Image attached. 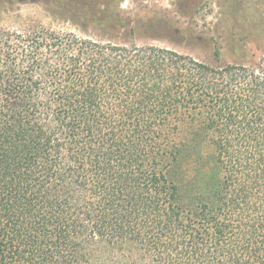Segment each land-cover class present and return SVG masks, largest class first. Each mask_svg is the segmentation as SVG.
<instances>
[{
    "label": "trees",
    "instance_id": "1",
    "mask_svg": "<svg viewBox=\"0 0 264 264\" xmlns=\"http://www.w3.org/2000/svg\"><path fill=\"white\" fill-rule=\"evenodd\" d=\"M0 264H264V53L0 29Z\"/></svg>",
    "mask_w": 264,
    "mask_h": 264
},
{
    "label": "rangeland",
    "instance_id": "2",
    "mask_svg": "<svg viewBox=\"0 0 264 264\" xmlns=\"http://www.w3.org/2000/svg\"><path fill=\"white\" fill-rule=\"evenodd\" d=\"M151 44L200 61L264 53V0H0V29Z\"/></svg>",
    "mask_w": 264,
    "mask_h": 264
}]
</instances>
